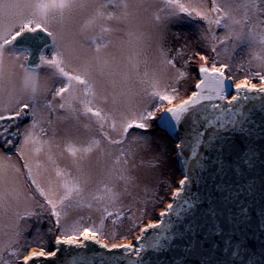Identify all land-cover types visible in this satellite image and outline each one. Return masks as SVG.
Wrapping results in <instances>:
<instances>
[{
	"label": "snow or ice",
	"instance_id": "snow-or-ice-1",
	"mask_svg": "<svg viewBox=\"0 0 264 264\" xmlns=\"http://www.w3.org/2000/svg\"><path fill=\"white\" fill-rule=\"evenodd\" d=\"M202 5L203 0H0V149L8 153L0 154V232L10 227L19 237L16 225L37 213L18 209L35 200L60 231L54 244L68 246L70 260L66 257L65 264H159L158 254L163 253L172 254L171 264H190L193 259L196 264H264V251L250 249L241 239L250 222V208L241 200L255 194L253 173L264 166V148L257 141L258 135L264 136V86L249 82H264V0H212L210 9ZM184 17L207 23L213 52L217 45L229 51V41L232 52L252 49L258 71L236 83L234 94L229 65L213 61L209 68L204 55L200 60L205 63L197 69L200 79L187 99L173 104L176 87L161 88L150 50L155 42L159 64L175 68L160 41L168 25L187 22ZM215 28L225 29L226 35L218 38ZM41 66L53 70L43 81ZM184 76L178 70L177 80ZM53 77L62 85L53 98L60 99L63 115L57 119L63 127L53 126L52 136L41 140L34 130L42 122L38 117L43 109L55 111L47 99ZM164 102L172 106L164 108ZM29 117L22 133L16 121ZM151 121L176 140L175 159L183 178L172 202L132 243L99 245L108 253L120 249V255L73 254L72 249H84L88 242L99 243L96 237L104 234L109 217H115L114 231L121 226L124 213L114 208L121 195L116 184L123 182L127 191L133 178L126 157L134 153L133 143L148 146L145 134ZM107 129L118 130V138ZM132 129L141 132L126 143ZM13 147L23 171L9 163ZM57 155L66 156L65 166ZM49 166L54 178L45 177ZM84 209L100 213L98 227L82 226L84 216L69 220L74 211ZM258 215L264 218V209ZM12 216L16 225L2 223ZM129 219L136 227L133 216ZM258 229L264 232V221ZM17 242L10 238L0 243V264H11L5 251L18 256L12 246ZM39 246L24 256L23 264L61 252L56 247L46 255L42 239Z\"/></svg>",
	"mask_w": 264,
	"mask_h": 264
},
{
	"label": "rangeland",
	"instance_id": "rangeland-1",
	"mask_svg": "<svg viewBox=\"0 0 264 264\" xmlns=\"http://www.w3.org/2000/svg\"><path fill=\"white\" fill-rule=\"evenodd\" d=\"M212 0H203L202 7L210 9ZM239 15V13H234ZM184 23H170L163 34V39L160 41V46L167 52L169 59L174 60L175 68L171 66L164 67L159 64V51L156 48L155 42L150 50V58L153 60V66L157 67L160 71L161 88L165 85L169 86V91L172 86L176 87L177 93L173 104L179 100L185 98L192 91V87L196 82L197 76L191 73L190 64L197 65L204 64L205 61L200 60V55L207 57L206 66L211 67L213 61L217 66L221 63L228 64L229 69L227 74L234 77L232 81L236 83L243 82L246 77L251 73L258 71L256 68V61L252 60V49L244 46L242 49H237L235 52L231 50V41L228 42L229 51H223L225 45H217V51L213 52L211 49L212 41L211 35L208 33L209 26L206 22L199 19H191L184 17ZM215 35L218 38L226 35V30L223 28H215ZM207 37V38H205ZM179 50V51H178ZM219 53V55H217ZM49 57L51 51L46 53ZM23 58H21L22 60ZM20 61H18L19 63ZM178 70L185 73L182 79L177 80ZM53 70L46 66H41L38 69V73L41 80L47 79ZM252 78L250 84L259 85L264 82L257 79V83ZM51 86V91L47 94V99L52 101L55 111L49 112L47 109L41 111L42 122L34 130L35 134L41 139H48L52 136V127L61 129L63 125L57 119L58 116L63 115L62 110L58 108L60 99L53 98V93L56 87L62 86L61 81L53 77L48 80ZM193 84V85H192ZM153 102L149 105V110H153L155 104ZM170 106L166 102L163 103V107ZM160 112H157L159 117ZM53 122L49 125L48 121ZM31 118L24 120H17L16 124L19 126L20 131L23 133L26 127L30 124ZM152 127L145 134L148 138V146H144L142 142L137 141L132 144L134 153L126 157L129 160L127 165L129 169V175L133 178L132 182L127 185V191H125V184L123 182H117L116 190L121 193L120 199L116 202L114 208H118L124 213L119 224L120 227L115 231L112 227V220L115 217H109L104 221L103 235H97L100 241L107 243V245L132 243L135 237L138 235L140 228L149 223L154 222L157 219L158 213L167 205L168 199L173 189H176L180 179V172L177 170V164L174 159L173 142L169 137L156 126V121H151ZM155 124V125H154ZM40 128H44L46 133H41ZM109 134L113 138H118V130L112 131L107 129ZM141 130L132 129L127 137L126 143L132 141L133 136L140 134ZM58 135L62 133L58 132ZM23 136L15 141L17 146L22 142ZM62 144V141H61ZM11 160L9 163H14L23 171V161L19 158L16 152V148L11 150ZM58 149L53 148V153H58ZM0 154L7 157L8 153L4 149H0ZM116 153H114L115 155ZM58 163L63 167L67 164V158L56 156ZM44 160V156H41ZM51 175L54 178V173L51 172V167L45 173V177ZM42 186L46 187V180L41 177ZM130 193V195H129ZM36 200H41L39 196ZM42 202V200H41ZM34 211L37 215L31 217H25L21 219L16 225V219L14 216L5 218L2 223L4 225H16V231H19L21 235L15 237L12 228L4 227L0 232V243L7 242L10 238L18 240L17 243L12 246L18 250V256L13 257L8 254L7 251L3 253L6 260L11 264H20L23 256L29 251L40 250V240L43 241V247L46 249V253L53 249L54 241L60 231L55 226V221L51 216L39 209L35 203V200L29 201L27 205L21 204L18 211L23 213L25 209ZM114 210V209H110ZM143 211V214H142ZM80 216L87 217V219L81 221L82 226H99L100 213L96 211H90L84 209L82 211H74L69 220L78 218ZM129 216H133L136 227H132L133 220L129 219ZM4 233H7L5 235Z\"/></svg>",
	"mask_w": 264,
	"mask_h": 264
},
{
	"label": "water",
	"instance_id": "water-1",
	"mask_svg": "<svg viewBox=\"0 0 264 264\" xmlns=\"http://www.w3.org/2000/svg\"><path fill=\"white\" fill-rule=\"evenodd\" d=\"M35 59H36L35 56H33L32 60L34 62H35ZM199 79H200V76H199V73L197 71V80H196L195 84L198 82ZM230 83L233 85V88H232L231 91L234 94L235 83L232 80L230 81ZM195 84L192 87V91L195 90ZM255 87L256 88H260L262 86L261 85H257ZM192 91L190 92V94L188 96H190L192 94ZM188 96H186L185 98L179 100L175 104L181 103L183 100L187 99ZM170 106H172V105H170ZM170 106H168V107H170ZM156 126H157L158 129L163 131L169 137V139L173 142V149H174V152H175L176 140L171 135H169L166 131H164L161 127H159L157 121H156ZM256 127L257 128L261 127V123L259 121L256 122ZM257 141H258L260 147L264 148V136H259L258 135L257 136ZM175 155H176V153L174 154V159H175ZM175 161H176V164H177V170L180 172V179H181V178H183L182 177L181 166L179 164V161H177L176 159H175ZM253 175L256 178L255 179V183L257 185V191L255 192V194H249L248 199L246 201L243 200V199L241 200V203H246L249 206V208H250V217H249L250 222H249V224L247 226L244 227V235L241 236V239L245 240L247 242V244H248L250 249H254V250H257V251H264V232H262V231H260L258 229V224L260 222L264 221V218H261L258 215L260 213V211L262 209H264V166L257 167V169L253 173ZM177 187H179V182L177 184ZM177 187H176V189H177ZM176 189L172 190V192L170 194V197L168 199V203L172 202V194H173V192ZM192 190L193 191L197 190L194 185L192 187ZM168 203H167V205H168ZM167 205L161 211L166 210L167 209ZM158 215H159V213H158ZM158 215H157V217H158ZM155 222L156 221L149 222V223H155ZM147 224L143 225L141 228H144ZM139 235H140V230H139L137 236H139ZM136 237H135V239L133 241L136 240ZM96 240L99 243L88 242L86 248H84V249H72L73 254H75L76 252H79L80 254L87 255V256H93V255H96V254H99L100 256H109V255H113V254L120 255L122 253V250H120V249L114 250V253H108L107 252V248H111L112 245L105 244L104 242L100 241L97 237H96ZM100 244L106 245L107 248H101L99 246ZM123 244H127V243H123ZM113 245H117V244H113ZM56 247H59L61 249V252L56 257H52V258H49L47 260H44L43 258H40L38 260L30 262V264H65L66 257H67L68 246L67 245H59V246H57V245L54 244L53 249L50 250L47 253H50ZM47 253H46V255H47ZM27 255H30V254H27ZM158 255L160 256L159 264H171V260H170V257L172 255L171 253H163V254H158ZM23 258H24V256H23ZM67 259L70 260V257H67ZM121 259L126 261L127 257H122L121 256ZM149 259H151L150 256H149ZM20 264H23V260L20 262ZM190 264H196L195 259H193L190 262Z\"/></svg>",
	"mask_w": 264,
	"mask_h": 264
},
{
	"label": "trees",
	"instance_id": "trees-1",
	"mask_svg": "<svg viewBox=\"0 0 264 264\" xmlns=\"http://www.w3.org/2000/svg\"><path fill=\"white\" fill-rule=\"evenodd\" d=\"M190 69H191V73H192V76L195 75L197 76V69H198V66L197 65H193L190 64ZM228 75V74H227ZM197 79V78H196ZM257 79H254V82L257 83ZM193 85V84H192ZM155 125V124H154Z\"/></svg>",
	"mask_w": 264,
	"mask_h": 264
},
{
	"label": "bare ground",
	"instance_id": "bare-ground-1",
	"mask_svg": "<svg viewBox=\"0 0 264 264\" xmlns=\"http://www.w3.org/2000/svg\"><path fill=\"white\" fill-rule=\"evenodd\" d=\"M103 242V241H102ZM105 243V242H104ZM105 244H107V243H105ZM109 245V244H108ZM33 251L31 250V251H29L27 254H31ZM27 254H25L24 256H26ZM23 260V259H22ZM21 260V261H22Z\"/></svg>",
	"mask_w": 264,
	"mask_h": 264
},
{
	"label": "built area",
	"instance_id": "built-area-1",
	"mask_svg": "<svg viewBox=\"0 0 264 264\" xmlns=\"http://www.w3.org/2000/svg\"><path fill=\"white\" fill-rule=\"evenodd\" d=\"M259 85L264 86V83L263 84H259ZM255 86H257V85H255Z\"/></svg>",
	"mask_w": 264,
	"mask_h": 264
}]
</instances>
